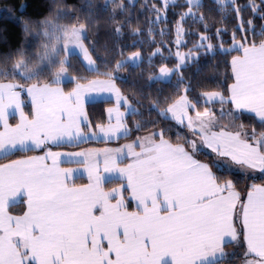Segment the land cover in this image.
I'll return each instance as SVG.
<instances>
[{"label":"snow or ice","instance_id":"1","mask_svg":"<svg viewBox=\"0 0 264 264\" xmlns=\"http://www.w3.org/2000/svg\"><path fill=\"white\" fill-rule=\"evenodd\" d=\"M137 2L44 0L0 47V264H264V0Z\"/></svg>","mask_w":264,"mask_h":264},{"label":"trees","instance_id":"2","mask_svg":"<svg viewBox=\"0 0 264 264\" xmlns=\"http://www.w3.org/2000/svg\"><path fill=\"white\" fill-rule=\"evenodd\" d=\"M69 3H79L80 0H68ZM98 3H103V0H96ZM207 3V0H205ZM44 0H0V47H5L6 43L11 44L13 47H15L21 40V29L18 18H22L25 16H40L43 11V5ZM143 3V0H138L137 2V9L140 8V4ZM23 4L25 7L23 9H20V5ZM9 8L12 9V11H9ZM144 17H141V20H143ZM159 29H157L158 31ZM227 39V38H226ZM128 43H131V40H128ZM189 47H191V41L189 42ZM227 46V45H226ZM132 51H135L136 49H131ZM186 50V49H185ZM150 49L147 45L144 46V55L147 57L150 54ZM173 51H175V48L173 47ZM165 55H167V52H165ZM223 57H217L215 60L211 59H203L200 64V71L199 73L195 72L194 70H189L185 73L186 76L192 77V83L193 87L199 92L201 89H210L212 85L214 84L215 80L222 79V73H223V65L221 64V67L219 71L215 69V64L217 60L222 61ZM230 59V57H229ZM171 66V65H170ZM156 67L158 68L159 65L157 64ZM144 72V79L146 80L147 75L151 71V69L148 67L147 62H145L144 65L141 66V68H138L135 70L134 76L132 78H135L136 74L139 72ZM175 82V77H173V83ZM155 87H160V85H154L153 86V95L155 94L154 89ZM148 89H145V92L147 93ZM172 89L170 87H165V93L171 92ZM131 95L132 93L129 92ZM108 105L105 104H99L96 108H89V111L93 114L94 118H98V113L102 111L104 107H107ZM94 145H103V144H90L86 146H94ZM230 178V177H226ZM243 187V184L241 185Z\"/></svg>","mask_w":264,"mask_h":264},{"label":"crops","instance_id":"3","mask_svg":"<svg viewBox=\"0 0 264 264\" xmlns=\"http://www.w3.org/2000/svg\"><path fill=\"white\" fill-rule=\"evenodd\" d=\"M103 146L104 145H94V146H86V147H103ZM68 150H71V149H61V151H68Z\"/></svg>","mask_w":264,"mask_h":264}]
</instances>
